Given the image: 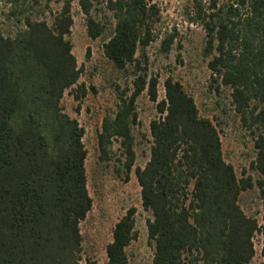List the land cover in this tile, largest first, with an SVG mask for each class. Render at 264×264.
<instances>
[{
    "label": "trees",
    "instance_id": "16d2710c",
    "mask_svg": "<svg viewBox=\"0 0 264 264\" xmlns=\"http://www.w3.org/2000/svg\"><path fill=\"white\" fill-rule=\"evenodd\" d=\"M73 1L9 0L7 17L16 29L0 28V264H82L81 222L93 206L88 150L85 128L62 105L74 86L87 94L70 37ZM77 1L94 39L107 25L93 9L96 2L105 5L113 18L106 56L119 69L135 63L137 68L132 95L103 120L102 158L119 138L126 168L133 169L136 100L147 90L157 102L150 158L135 169L143 206L152 215V264H249L258 232L264 256V0H193L185 11L205 31L212 86L232 89L235 109L254 134L258 178L238 176L225 158L217 124L200 114L180 80L168 76L159 99V77L142 72L140 58H147L152 42L160 41L168 53L178 38L176 27L164 26L155 0ZM256 185L262 223L240 204L241 194ZM136 213L131 207L115 224L107 264H131ZM85 264L98 262L87 258Z\"/></svg>",
    "mask_w": 264,
    "mask_h": 264
},
{
    "label": "rangeland",
    "instance_id": "374dc122",
    "mask_svg": "<svg viewBox=\"0 0 264 264\" xmlns=\"http://www.w3.org/2000/svg\"><path fill=\"white\" fill-rule=\"evenodd\" d=\"M155 1L162 9L164 26L176 27L178 38L168 53L162 51L160 41L152 42L147 48V58H140L142 72L159 77V99L166 95L164 82L168 76L180 80L195 97L200 114L217 124L225 158L234 165L238 176L252 174L258 178L259 175L252 168L257 155L254 134L242 122L235 109L232 89L222 86L217 91L212 86V72L208 66L210 57L205 55V31L201 25L189 22L185 13L186 6L193 0ZM10 6L9 0H0V28L6 33L16 29L14 20L7 17ZM52 6L58 9L61 3L53 2ZM72 12L74 24L70 37L78 66L83 68L79 83L85 84L87 94L77 92V86H74L65 91L62 105L64 111L77 118L85 128L84 142L88 150L86 168L93 206L81 222L82 264H85L87 258L98 264H107L106 248L113 239L115 224L131 207L137 208L138 237L128 247L130 263L152 264L154 244L149 238L147 225L152 215L143 206L141 186L135 169L144 166L150 158L153 140L150 124L160 115L157 102L151 99L147 90L136 100L138 116L137 122L133 124L136 153L133 169L128 171L126 168L127 159L119 138L113 140L109 157L102 158L99 134L103 120L116 112L122 97L132 95L137 74L136 63L123 70L106 56L104 44L111 35L113 18L102 2H96L93 13L106 23L107 30L96 39L88 33L87 18L77 0L73 1ZM240 204L248 215L257 217L262 223L263 205L257 185L241 194ZM254 242L257 253L249 264H264L262 233L255 235Z\"/></svg>",
    "mask_w": 264,
    "mask_h": 264
}]
</instances>
